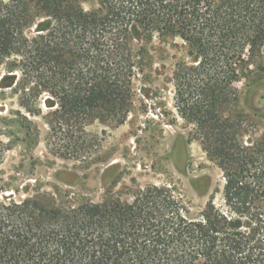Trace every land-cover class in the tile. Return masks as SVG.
<instances>
[{"label": "trees", "instance_id": "obj_1", "mask_svg": "<svg viewBox=\"0 0 264 264\" xmlns=\"http://www.w3.org/2000/svg\"><path fill=\"white\" fill-rule=\"evenodd\" d=\"M83 1L0 0V66L19 76L0 85L17 97V115L32 130L43 99L51 154L83 162L96 148L87 128L122 126L133 112L154 40L179 39L176 107L224 172V209L211 200L193 216L155 185L130 203L3 197L0 264H264V165L254 169L256 147L222 113L264 53V0H97L90 11Z\"/></svg>", "mask_w": 264, "mask_h": 264}, {"label": "rangeland", "instance_id": "obj_2", "mask_svg": "<svg viewBox=\"0 0 264 264\" xmlns=\"http://www.w3.org/2000/svg\"><path fill=\"white\" fill-rule=\"evenodd\" d=\"M81 5L88 11L100 7L97 0ZM179 45V39L163 44L154 40V65L134 83L133 112L119 127L92 123L87 133L96 140V148L83 162L51 154L43 99L42 114L29 116L33 123L29 130L30 125L17 115V97L11 88L0 85V201L5 197L20 202L38 197V191L49 207L70 202L130 203L139 191L155 185L172 188L193 216L211 200L224 209V172L205 152L196 126L184 120L176 107L171 77L176 63L186 57ZM250 70L247 78L234 84L237 102L222 113L236 122L240 143L256 147L254 169H260L264 165V53ZM18 78L0 66V83L14 86Z\"/></svg>", "mask_w": 264, "mask_h": 264}]
</instances>
